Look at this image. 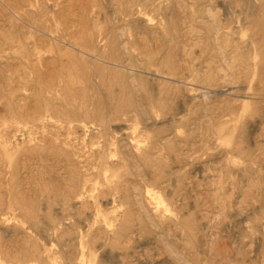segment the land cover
Returning <instances> with one entry per match:
<instances>
[{"label":"rangeland","instance_id":"1","mask_svg":"<svg viewBox=\"0 0 264 264\" xmlns=\"http://www.w3.org/2000/svg\"><path fill=\"white\" fill-rule=\"evenodd\" d=\"M0 264H264V0H0Z\"/></svg>","mask_w":264,"mask_h":264},{"label":"bare ground","instance_id":"2","mask_svg":"<svg viewBox=\"0 0 264 264\" xmlns=\"http://www.w3.org/2000/svg\"><path fill=\"white\" fill-rule=\"evenodd\" d=\"M146 196L150 200V202L155 206L156 210H162V212H168V208H165L162 199L156 191H152L151 189H147ZM183 223H187L186 220H183Z\"/></svg>","mask_w":264,"mask_h":264}]
</instances>
